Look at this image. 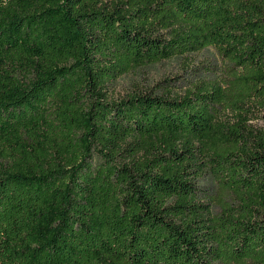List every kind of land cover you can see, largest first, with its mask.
I'll list each match as a JSON object with an SVG mask.
<instances>
[{"label":"trees","instance_id":"16d2710c","mask_svg":"<svg viewBox=\"0 0 264 264\" xmlns=\"http://www.w3.org/2000/svg\"><path fill=\"white\" fill-rule=\"evenodd\" d=\"M261 109L264 0H0V264H264Z\"/></svg>","mask_w":264,"mask_h":264},{"label":"rangeland","instance_id":"374dc122","mask_svg":"<svg viewBox=\"0 0 264 264\" xmlns=\"http://www.w3.org/2000/svg\"><path fill=\"white\" fill-rule=\"evenodd\" d=\"M189 59L195 69L203 70L207 66H216L214 71H219V57L212 48L193 54ZM184 63L181 59H172L143 66L119 77L110 90L114 96H122L132 90L155 88L165 83L177 84L184 74ZM251 122L256 127L264 128V109H261Z\"/></svg>","mask_w":264,"mask_h":264}]
</instances>
